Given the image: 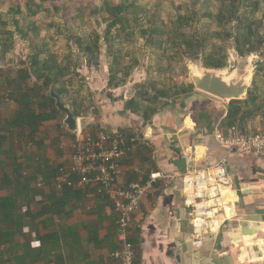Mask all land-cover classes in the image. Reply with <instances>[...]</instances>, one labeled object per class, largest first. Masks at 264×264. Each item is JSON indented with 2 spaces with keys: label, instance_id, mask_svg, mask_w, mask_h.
<instances>
[{
  "label": "crops",
  "instance_id": "0c3cea01",
  "mask_svg": "<svg viewBox=\"0 0 264 264\" xmlns=\"http://www.w3.org/2000/svg\"><path fill=\"white\" fill-rule=\"evenodd\" d=\"M93 77L95 105L78 117L80 129L122 131L142 139L121 162V185L144 181L152 170L180 174L225 161L237 195L231 203L236 213L220 233L206 234L197 243L180 179L158 181L128 231L136 262L264 264V155L231 151L219 143V134L239 133L227 120L229 102L194 88L158 108L154 102L155 111L146 118L143 105L128 103L132 96L112 94L113 89L103 95L107 80ZM64 117L45 121L39 142L32 147L22 143L23 150L14 151L17 158L7 156L6 146L0 150V264H116L118 215L109 195L94 184L58 188V174H50L72 165L75 135ZM13 166L26 170L34 183L37 172H43L47 186L36 189L15 175Z\"/></svg>",
  "mask_w": 264,
  "mask_h": 264
},
{
  "label": "rangeland",
  "instance_id": "374dc122",
  "mask_svg": "<svg viewBox=\"0 0 264 264\" xmlns=\"http://www.w3.org/2000/svg\"><path fill=\"white\" fill-rule=\"evenodd\" d=\"M66 1L46 2L44 6L49 7V11L38 13L36 16H27L28 9L22 0L23 14L16 17L12 15V12L17 4L12 0L0 1L1 118L14 116L18 109V104L8 97L9 80L7 78L16 76L17 66L27 65L31 54L41 48H46L48 51L41 58L49 57L50 52H52L57 64L70 68V73L66 74L65 77L66 79L71 78L72 81L69 85V95L72 99L77 98V108L82 115L88 113L86 111L88 107L91 110L92 106L95 105L94 100L97 93L94 91L95 87L91 85V81L94 79L93 75L98 81L105 82L107 80V85H103V89H101L103 95L108 89H113L112 94L117 92L118 95L126 94L128 97H133L142 89L141 84H145L150 99L156 102L158 108L167 101L170 102L179 98L185 93V90L192 89V87H186L192 82L188 65L190 62L201 64L202 60L206 61L208 55L217 58L226 56L225 67L232 63L239 72H242L247 63L248 54L254 52L256 71L251 87L255 81L258 90L261 92L259 102L264 100V47L247 51L249 50L247 46L245 52L240 53L236 49L235 38L229 37V32L235 24L234 20L229 23L228 19L213 20L206 15V11H210V9L216 12L220 9L223 11L225 8L222 4L227 6L232 0H212L208 7L197 0H128V3L134 2L136 4L132 10L137 11L138 24L132 22L127 33L113 29L112 34L117 33L118 37L111 43L101 41V55L97 65L85 64L83 55H78L80 48L78 39L81 38L86 42L90 36L96 34H100L104 38L107 29L105 17L107 18L108 15L103 10L101 13H97V9H103L105 1L98 0L87 3L85 0H77L70 7L66 5ZM255 1L236 0L234 3L241 8L240 16L249 14L251 4H254ZM242 3L247 6L242 7ZM179 15L190 18L191 23L182 30L190 40L199 38L201 42L199 48H193L195 51L190 50V47L181 38L177 39L172 47H161L160 43L165 38L167 39V35L158 36L157 34H154L153 40L157 39L159 42L153 41L155 43L153 45L146 43L140 32L142 26L163 25L165 30H171V37L178 38L179 32L172 30ZM254 16L261 21L259 31L261 35H264V0H260V6H258ZM15 18L19 19L20 28H16ZM33 26L37 29L36 31L32 29ZM11 33L16 40L15 45L6 51L4 41L8 42ZM116 50H120L117 56L114 55ZM115 57L119 61L117 68L120 70L117 78H126L124 84L119 88L120 91H114L115 87L109 85L108 82L110 64L113 63ZM98 83L100 84V82ZM28 84L33 86L34 82L28 80ZM141 102L144 107L148 104L144 100ZM244 108L251 110V107L250 109ZM59 115L62 116L63 113ZM236 128L237 132L247 134H256L264 130V106L253 118L247 117L244 124L238 122ZM11 141L15 152L16 149L22 148V143H26L20 136L15 135L12 136Z\"/></svg>",
  "mask_w": 264,
  "mask_h": 264
},
{
  "label": "trees",
  "instance_id": "16d2710c",
  "mask_svg": "<svg viewBox=\"0 0 264 264\" xmlns=\"http://www.w3.org/2000/svg\"><path fill=\"white\" fill-rule=\"evenodd\" d=\"M1 1V0H0ZM17 4V7L13 10V14L15 17L19 14H23V8L21 5L22 0H12ZM54 0H24V6L28 9L27 16H36L38 13H45L49 11V7H45L44 4L46 2H51ZM77 0H67L65 3L68 7ZM87 3L97 2L98 0H85ZM105 7L97 9V13H101L102 10L105 12L108 17L106 19L107 29L105 31V36L102 38L100 34H96L90 36L89 39L84 42L81 38L78 39V46H80L78 55H83L85 59V64L87 65H97L99 64V56L101 55V41H107L111 43L118 34H112L113 29L118 32L127 33L129 28L131 27V23L138 22L137 11H133L132 8L136 7L134 2L128 3V0H104ZM201 2V4L206 7L209 6L210 1L212 0H197ZM236 0H232L230 4L227 6L222 4L225 8L213 11H206L207 17L219 21L227 20L228 22H235L232 26L229 37L235 38L236 49L243 53L245 52L246 47L248 46L247 51L256 50L261 47H264V35L260 34L259 25L260 22L258 18H255L254 14L256 10H258V6H260V0H256L254 4H251V9L249 14H245V16H240L239 6H236L234 3ZM242 7H246L245 3L241 4ZM57 7V6H56ZM225 11V12H224ZM190 18L187 16L179 15L177 21L174 22V28L172 31H178L179 36L171 37V30H165L164 26H150V27H141V35L146 40V43L153 45L155 44L153 41L154 34L158 36L167 35V39L163 40L160 43V46L172 47L175 45V41L179 38L182 41L186 42L190 47V50L195 51L196 48L201 46V42L199 38H195L190 40L186 33L182 30L185 26H188L190 22ZM5 23V22H4ZM138 24V23H137ZM15 26L16 28H20L19 19L15 18ZM34 31L37 29L35 26L32 27ZM133 33V32H132ZM159 39V38H158ZM15 39L13 37V33H11V38L8 42L4 41V46H6L5 50L9 51L15 45ZM36 48V46H34ZM195 48V49H193ZM112 51V50H110ZM120 50H116L114 55H118ZM48 53L46 48H41L39 51L32 53L30 56V61L27 65H18L17 66V75L13 77H8L9 80V90L8 97L10 100H13L18 104V109L14 116L8 118L0 117V150L2 147H7L8 150L5 151L7 156L17 158L14 154L15 148L10 146L12 136H20L26 143H38V133L44 124L45 121L55 119L58 114L61 112L55 105V100L46 94V91L53 87L62 97L63 102L69 103L74 115L76 117L82 116L80 110L77 108V98L72 99L69 95V85L72 83L71 78H65L66 74L70 73V68L68 66L62 67L57 64L56 58L52 52H50V56L47 58H41L42 55ZM51 57V58H50ZM226 56H222V58H217L213 55H208L205 65L209 68H223L226 66ZM119 63L117 57L114 58L113 63L110 64L109 68V85H113L115 87L121 86L124 84L126 78L118 79L117 74L120 73V70L117 68V64ZM28 80L34 82L33 86L28 84ZM186 87L194 88V84L191 82L186 85ZM141 90L138 92L136 96H133L128 103L132 107L140 108L142 105V100L146 101L148 104L145 106L144 116L147 118L149 114L154 112L153 109L154 100L150 99L148 94L147 86L141 84ZM190 89V90H192ZM190 90H185L190 91ZM78 94V92H77ZM261 92L258 90L257 84L255 81L253 83V87L249 88L248 97L244 100H232L229 102V111L227 114V120L231 125H235L239 122L240 124H244L247 117L253 118L255 114H258L260 108L264 106V100H260ZM71 98V99H70ZM71 100V101H69ZM1 102V97H0ZM1 104V103H0ZM244 107H248L251 110L245 109ZM86 111L90 112V107L86 109ZM64 114V113H63ZM87 114V113H86ZM83 114V115H86ZM9 143V144H8ZM14 174L18 175L21 180L30 181V184L36 186V182L34 183L32 175L26 177L23 172L20 171L18 167L13 166ZM59 170V169H58ZM57 172V173H56ZM58 174V171L55 168L54 172L50 173ZM10 174L7 172L4 174V180H9ZM12 183V180L9 181ZM33 183V184H32ZM18 186V185H17ZM1 188V186H0ZM13 190H20V188H13Z\"/></svg>",
  "mask_w": 264,
  "mask_h": 264
},
{
  "label": "built area",
  "instance_id": "2783aa9c",
  "mask_svg": "<svg viewBox=\"0 0 264 264\" xmlns=\"http://www.w3.org/2000/svg\"><path fill=\"white\" fill-rule=\"evenodd\" d=\"M72 165L61 168L55 186L83 187L96 185L100 192L109 195L117 212L118 245L112 252L116 264H138L129 230L135 213L160 180L180 179L184 202L189 210L192 237L201 243L206 234H218L231 214L232 201L227 200L232 190L230 175L225 161L209 167H193L180 174H170L163 170H152L141 182L128 186L121 185V162L131 147L142 139L128 137L122 131L109 132L105 129L91 131L79 129L74 134ZM219 143L231 151L255 152L264 155V130L256 134L236 133L231 136L218 135ZM144 140V138H143ZM32 147V144L29 143ZM23 174L26 176L27 171ZM36 186L45 188L47 180L43 172L36 174Z\"/></svg>",
  "mask_w": 264,
  "mask_h": 264
},
{
  "label": "water",
  "instance_id": "95a60500",
  "mask_svg": "<svg viewBox=\"0 0 264 264\" xmlns=\"http://www.w3.org/2000/svg\"><path fill=\"white\" fill-rule=\"evenodd\" d=\"M255 58L254 52L248 54L247 63L242 72H239L232 63L223 68H209L203 60L201 64L190 62L188 65L189 76L196 90L216 99L229 102L244 100L248 97V91L255 75ZM46 94L55 100L56 107L64 113L63 123L66 129L77 134L80 129L79 118L74 115L71 106L63 102L61 95L53 87H50ZM232 237L237 239L235 236Z\"/></svg>",
  "mask_w": 264,
  "mask_h": 264
},
{
  "label": "bare ground",
  "instance_id": "6f19581e",
  "mask_svg": "<svg viewBox=\"0 0 264 264\" xmlns=\"http://www.w3.org/2000/svg\"><path fill=\"white\" fill-rule=\"evenodd\" d=\"M236 199H237L236 193L235 192H229V194L227 195V200L228 201H235ZM230 211H231V214H233V215L236 213L234 208H231Z\"/></svg>",
  "mask_w": 264,
  "mask_h": 264
}]
</instances>
